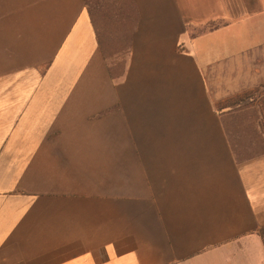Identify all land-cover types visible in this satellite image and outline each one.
<instances>
[{"label":"crops","instance_id":"obj_1","mask_svg":"<svg viewBox=\"0 0 264 264\" xmlns=\"http://www.w3.org/2000/svg\"><path fill=\"white\" fill-rule=\"evenodd\" d=\"M263 50L264 0H0V264H264V131L215 85Z\"/></svg>","mask_w":264,"mask_h":264},{"label":"rangeland","instance_id":"obj_2","mask_svg":"<svg viewBox=\"0 0 264 264\" xmlns=\"http://www.w3.org/2000/svg\"><path fill=\"white\" fill-rule=\"evenodd\" d=\"M253 61L252 65H257L261 71L259 75L224 74L216 77L217 93L223 96L217 105L227 109L252 106L253 113L259 115V122L264 131V50L258 52L256 60ZM247 77H251L250 80ZM260 238L264 247V228L260 230Z\"/></svg>","mask_w":264,"mask_h":264}]
</instances>
